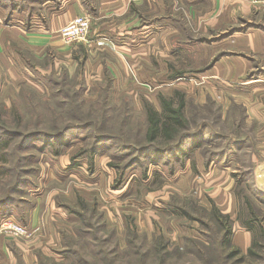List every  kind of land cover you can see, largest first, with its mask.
Masks as SVG:
<instances>
[{"label": "rangeland", "instance_id": "374dc122", "mask_svg": "<svg viewBox=\"0 0 264 264\" xmlns=\"http://www.w3.org/2000/svg\"><path fill=\"white\" fill-rule=\"evenodd\" d=\"M45 1L35 3L39 8L35 10L40 11ZM189 1L166 0L163 16H156L158 10L146 15L151 28L163 23L174 26L178 21L182 31L175 35V27H167L161 46L165 45L171 61L162 88L149 92L152 101L145 96L146 90L120 92L107 77L98 81L83 64L71 65L50 53L41 60L23 54L21 69L11 68L0 55V140L6 128L23 134H54L69 124L92 125L65 139L40 137L22 145L18 137L11 142L7 163H0L8 172L0 175V198L16 181L21 185L7 204L11 214H3L0 208V224L12 217L31 230L23 237L0 232V264H138L142 254L150 264L157 258L159 244L166 245L167 264H222L216 246L222 231L212 215L214 203L204 188L206 179L198 170L196 154L205 164L215 155L210 164L230 165L239 211L246 216L248 200L264 222V186L259 188L257 164L246 152L256 145V125L246 122L242 106L214 99L202 74L226 54L225 37L258 22L264 24V18L240 19L235 26L201 27L197 17L211 6L205 3L192 9ZM252 5L254 10L264 7ZM23 9L17 11L26 16L35 11L34 7ZM78 50L83 57L82 48ZM260 66L247 77L264 75ZM253 72L256 75L250 76ZM192 78L193 84L198 81L199 85L194 84L198 89L185 84ZM175 90L187 95L193 129L201 122L209 123L210 133L189 158L154 164L119 149L112 140L95 145L97 134L142 143L146 127L142 100L160 109L159 94L170 96ZM237 144L242 146L236 148ZM227 147V157L215 154ZM33 213L34 227L30 224ZM260 242L256 250L261 258L239 262L236 256L224 264H264V240Z\"/></svg>", "mask_w": 264, "mask_h": 264}, {"label": "crops", "instance_id": "0c3cea01", "mask_svg": "<svg viewBox=\"0 0 264 264\" xmlns=\"http://www.w3.org/2000/svg\"><path fill=\"white\" fill-rule=\"evenodd\" d=\"M190 1L192 9L205 3L211 6L205 15L197 17V24L201 27L235 26L240 19L243 22L245 19L257 20L260 16L264 18V7L254 10L250 0ZM4 3L0 4V55L5 61L8 60L11 68H23V54L26 53L35 60L51 54L53 58L55 55V58L69 60L71 65L75 62L80 64L82 57L76 58V55L80 56L78 49L84 45L87 56L82 66L89 69L98 81L110 75L114 89L120 92L143 89L151 101L149 92L153 88H162L166 82L168 61H171L165 45L161 46L166 42L167 27H175V35L182 32L178 21H175L174 26L163 23L151 28L146 25V15L151 12L158 10L156 16H163L166 0H57V3L56 0H47L41 5L40 11L34 9L27 16L15 8L9 12ZM84 14L93 17L88 39L72 46L65 45L61 29L71 19ZM222 46L226 54L215 61L213 58L202 74L205 75L208 93L214 99H226L227 103L242 106L246 122L256 125V145L246 152L257 164L255 175L260 188L262 184L258 180V173L264 170V75L255 79H249L247 75L258 63L264 70V24L258 22L256 27L230 34L222 40ZM193 82L192 78L185 84L189 83L192 88L198 89L194 85H199L198 81ZM259 156L263 158L261 161ZM196 163L198 170L204 172V188L211 201L222 213L229 214L236 221L239 214L237 182L232 176L234 171L230 165L219 168L212 163L207 168L198 154ZM34 213L30 222L32 227L37 225ZM232 240L236 247L246 253L252 245L253 234L236 222ZM1 241L0 245L3 246Z\"/></svg>", "mask_w": 264, "mask_h": 264}, {"label": "trees", "instance_id": "16d2710c", "mask_svg": "<svg viewBox=\"0 0 264 264\" xmlns=\"http://www.w3.org/2000/svg\"><path fill=\"white\" fill-rule=\"evenodd\" d=\"M40 1L42 2L45 0H6L5 3L3 0H0V4L4 3L9 9V12H11L14 8L24 10L23 8L30 7L32 9L34 7L35 9L38 7L35 3ZM25 4L28 6H25ZM81 48L84 52L80 61V64L82 65L84 58L87 56V48L84 45H82ZM76 58H80V56L76 55ZM253 73L250 76L256 75V73ZM106 77L107 80H110L112 83L110 75H106ZM158 99L160 109H157L149 100H142L146 123L142 143H139V141H125L120 137L113 135L97 134L95 136V145L100 144V141L102 140H112L118 144L119 149L122 148L129 154L135 153L138 157H145L154 164L168 161V159H174L175 161L181 162L184 157L189 158L191 153L196 149L201 148L203 137L210 133L209 123L201 122V124L197 126V129L192 128L193 124L188 117L186 110L188 104L187 95L181 90H175L170 96L159 94ZM4 123L7 124V121ZM91 127L92 125L90 123L69 124L54 134L43 131L23 134L17 130L6 128V133L4 132L3 134L5 138L0 140V163H7L9 159V157H7V150L11 146V142L18 137L20 138V143L25 145L29 140L40 137L44 139H65V137H68L77 131ZM215 134H217V132ZM217 135H219V133ZM240 146L242 145L237 144L236 148H239ZM215 154H217V156L220 154L221 157H227L228 147L226 150L223 149L221 152L218 151ZM138 157L136 158L135 156L132 161H137ZM214 157L215 155L208 158L206 164L209 165L211 161H214L216 159V157ZM0 175H8L7 168H4L3 165L0 166ZM238 183L240 184L241 180H238ZM20 185L21 182L18 183V181H16L15 185L9 188L6 195L0 198V208L3 209L1 211L3 214H11V209L7 204L13 199L12 197L15 193V188ZM237 196L239 197V195ZM245 202L247 203L248 208V211L246 212L247 214L245 216L240 210L236 221H234L229 214L222 213L215 204L212 209V215L219 223L222 231V235L216 243L217 253L223 262L222 264L236 256L239 257L237 259L239 262L244 261L248 257L261 258L256 249L257 247H261L260 241L264 240V222L259 218L257 211L252 206L251 202L248 200ZM236 222L251 231L253 234L252 245L246 253L242 252L241 249L233 244L232 237ZM165 246L163 244L158 245L157 258L156 260L151 261L150 264H167V259L164 254ZM226 250H229V252L226 253ZM145 256L146 254L140 255L138 264H146V261L144 260Z\"/></svg>", "mask_w": 264, "mask_h": 264}, {"label": "built area", "instance_id": "2783aa9c", "mask_svg": "<svg viewBox=\"0 0 264 264\" xmlns=\"http://www.w3.org/2000/svg\"><path fill=\"white\" fill-rule=\"evenodd\" d=\"M256 5H264V0H252ZM93 17L91 14H84L71 19L61 29V38L65 45L85 42L92 28ZM30 228L17 222L12 217L2 219L0 232L13 237H23L30 233Z\"/></svg>", "mask_w": 264, "mask_h": 264}, {"label": "water", "instance_id": "95a60500", "mask_svg": "<svg viewBox=\"0 0 264 264\" xmlns=\"http://www.w3.org/2000/svg\"><path fill=\"white\" fill-rule=\"evenodd\" d=\"M258 180L264 186V170L258 173Z\"/></svg>", "mask_w": 264, "mask_h": 264}]
</instances>
